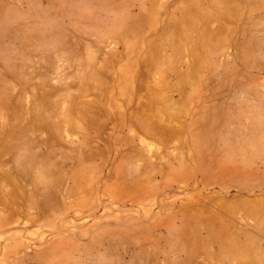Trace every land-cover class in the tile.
<instances>
[{
  "label": "rangeland",
  "instance_id": "1",
  "mask_svg": "<svg viewBox=\"0 0 264 264\" xmlns=\"http://www.w3.org/2000/svg\"><path fill=\"white\" fill-rule=\"evenodd\" d=\"M0 264H264V0H0Z\"/></svg>",
  "mask_w": 264,
  "mask_h": 264
},
{
  "label": "bare ground",
  "instance_id": "2",
  "mask_svg": "<svg viewBox=\"0 0 264 264\" xmlns=\"http://www.w3.org/2000/svg\"><path fill=\"white\" fill-rule=\"evenodd\" d=\"M201 98V97H200ZM199 99V98H198ZM200 100V99H199ZM199 112H201V110L199 111ZM204 112H205V110H204ZM202 113V112H201ZM205 114V113H204ZM198 116V115H197ZM203 116V115H202ZM201 119V118H200ZM200 119H197V120H200ZM206 120V119H205ZM208 120V119H207ZM202 121H204V120H202ZM203 123V122H202ZM187 125V124H186ZM194 125H195V123H194ZM198 125V124H197ZM186 127V126H185ZM209 128V127H208ZM197 132V131H196ZM193 134H194V132H193ZM196 137H197V135H196ZM198 138V137H197ZM192 139V138H191ZM201 138H200V136H199V140H200ZM203 139V138H202ZM194 140H196V138H194ZM197 142V141H196ZM202 142V141H201ZM194 144H196L195 142H194ZM197 145V144H196ZM200 144H198V146H199ZM197 146V147H198ZM201 146V145H200ZM200 148V147H199ZM198 149V148H197ZM242 149V148H241ZM255 149V148H254ZM249 150V149H248ZM246 151V150H245ZM253 151V150H252ZM257 153V152H256ZM194 155V154H193ZM254 155V154H253ZM182 156V155H181ZM190 157V156H189ZM197 164V163H196ZM258 172V171H257ZM173 173V172H172ZM197 173V172H196ZM199 176V175H198ZM168 180V179H167ZM170 180H172L171 178H170ZM186 205V204H185ZM182 206V205H181ZM203 210V209H202ZM97 239V238H96ZM100 254V253H99ZM104 255V254H103ZM105 261V260H104Z\"/></svg>",
  "mask_w": 264,
  "mask_h": 264
}]
</instances>
